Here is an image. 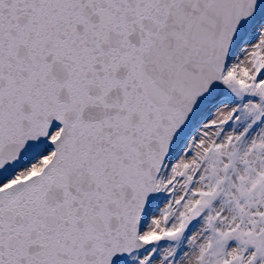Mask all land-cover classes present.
Instances as JSON below:
<instances>
[{
    "label": "snow or ice",
    "instance_id": "6c2138e0",
    "mask_svg": "<svg viewBox=\"0 0 264 264\" xmlns=\"http://www.w3.org/2000/svg\"><path fill=\"white\" fill-rule=\"evenodd\" d=\"M0 264H264V0H0Z\"/></svg>",
    "mask_w": 264,
    "mask_h": 264
}]
</instances>
